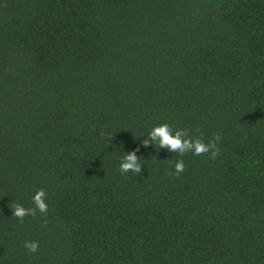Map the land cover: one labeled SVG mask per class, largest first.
I'll list each match as a JSON object with an SVG mask.
<instances>
[{"label": "trees", "instance_id": "obj_1", "mask_svg": "<svg viewBox=\"0 0 264 264\" xmlns=\"http://www.w3.org/2000/svg\"><path fill=\"white\" fill-rule=\"evenodd\" d=\"M0 264H264V0H0Z\"/></svg>", "mask_w": 264, "mask_h": 264}, {"label": "clouds", "instance_id": "obj_2", "mask_svg": "<svg viewBox=\"0 0 264 264\" xmlns=\"http://www.w3.org/2000/svg\"><path fill=\"white\" fill-rule=\"evenodd\" d=\"M221 139L219 134H216L215 137L208 143H205L202 139L196 138L193 139L189 133V130L186 129H176L173 131L172 127L168 123H162L154 126L146 139L142 140V144L145 147L149 145H155L157 148H165L173 153H180L184 155L188 152H192L194 155L200 156L206 153H211V157L215 159L219 155V147L217 141ZM155 142V143H153ZM136 150L126 152L120 163V171L122 173L133 172L140 174L142 171L141 163L139 162L140 157L137 155ZM185 169L183 160H178L175 164V175L179 176ZM46 192L44 189H39L33 196V203L35 207L26 208L21 204H15L13 207V216L20 219L23 222V219L26 216H35L37 210L40 213L47 214L48 205L46 203ZM25 247L30 252H37L39 245L36 241H26Z\"/></svg>", "mask_w": 264, "mask_h": 264}]
</instances>
